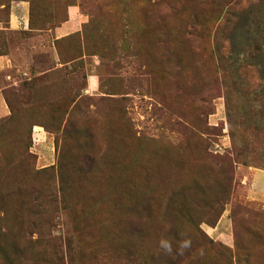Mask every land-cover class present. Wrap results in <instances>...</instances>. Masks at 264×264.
I'll return each instance as SVG.
<instances>
[{"label": "rangeland", "instance_id": "obj_1", "mask_svg": "<svg viewBox=\"0 0 264 264\" xmlns=\"http://www.w3.org/2000/svg\"><path fill=\"white\" fill-rule=\"evenodd\" d=\"M13 2L0 264H264V0Z\"/></svg>", "mask_w": 264, "mask_h": 264}, {"label": "crops", "instance_id": "obj_2", "mask_svg": "<svg viewBox=\"0 0 264 264\" xmlns=\"http://www.w3.org/2000/svg\"><path fill=\"white\" fill-rule=\"evenodd\" d=\"M2 9L3 7H0V10ZM28 11L29 7L27 3L13 2L9 7L7 26L3 27L0 24V32L8 33L22 30L25 32H30L28 30ZM73 19L71 15V17L68 19V22L61 27L56 28L53 33L55 32L54 34L58 35L61 32H67L73 29L75 27ZM49 33L42 36H47L48 38ZM42 36L36 35L29 39L42 38ZM15 50L19 52L15 53V51L9 47H3V50H0V121L5 120L10 116V108L5 99L4 91L8 88L17 86V77L22 78L28 76V73L26 72L28 69L26 66L27 64H24L23 62L25 59L24 54H22L21 50H19V47L15 48ZM248 179V182H250V185H252L251 188H248V192L252 195L250 198L258 201H264V172H248Z\"/></svg>", "mask_w": 264, "mask_h": 264}, {"label": "clouds", "instance_id": "obj_3", "mask_svg": "<svg viewBox=\"0 0 264 264\" xmlns=\"http://www.w3.org/2000/svg\"><path fill=\"white\" fill-rule=\"evenodd\" d=\"M159 244H160V247L165 251V252H167V253H171V251H172V247H171V244H170V242L169 241H167V240H161L160 242H159ZM189 245H190V241H187V240H185V241H183V242H181V244H180V248H187V247H189Z\"/></svg>", "mask_w": 264, "mask_h": 264}]
</instances>
